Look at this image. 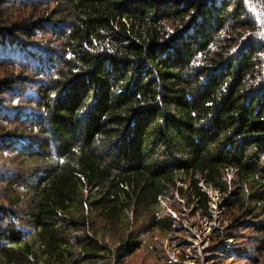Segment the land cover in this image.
<instances>
[{"label":"trees","instance_id":"obj_1","mask_svg":"<svg viewBox=\"0 0 264 264\" xmlns=\"http://www.w3.org/2000/svg\"><path fill=\"white\" fill-rule=\"evenodd\" d=\"M262 30L243 0H0V264H123L200 179L264 237Z\"/></svg>","mask_w":264,"mask_h":264},{"label":"rangeland","instance_id":"obj_2","mask_svg":"<svg viewBox=\"0 0 264 264\" xmlns=\"http://www.w3.org/2000/svg\"><path fill=\"white\" fill-rule=\"evenodd\" d=\"M243 4L249 17H258L264 38V0H243ZM5 11L12 20L28 19L30 12L20 13V9L11 5H7ZM250 36L245 38L246 41ZM12 53L11 50L10 57ZM259 54L264 58V49ZM9 75L7 70H3L0 78ZM225 174L228 181L234 178L231 169ZM199 186L210 201L207 211L199 207L193 194V201H189L187 196H178L177 207H172L162 197L159 212L174 218L172 229L167 232L155 229L145 234L138 248L124 258L123 264H171L172 259L178 264H264V244L261 243L264 237L249 227L254 219H243L235 207L227 204L230 193L220 192L201 179ZM184 188L187 189L188 184Z\"/></svg>","mask_w":264,"mask_h":264},{"label":"built area","instance_id":"obj_3","mask_svg":"<svg viewBox=\"0 0 264 264\" xmlns=\"http://www.w3.org/2000/svg\"><path fill=\"white\" fill-rule=\"evenodd\" d=\"M218 190V189H217ZM210 202V201H209ZM186 240V239H185ZM196 248H197V246H196ZM186 251V249L184 250V252ZM171 259H172V257H171ZM170 263L171 264H178L177 262H175V260L174 259H172V260H170Z\"/></svg>","mask_w":264,"mask_h":264}]
</instances>
